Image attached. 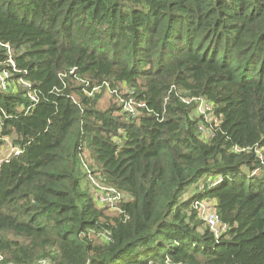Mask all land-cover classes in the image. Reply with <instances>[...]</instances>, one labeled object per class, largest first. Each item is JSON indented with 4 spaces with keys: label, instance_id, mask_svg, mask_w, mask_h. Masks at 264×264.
Masks as SVG:
<instances>
[{
    "label": "trees",
    "instance_id": "1",
    "mask_svg": "<svg viewBox=\"0 0 264 264\" xmlns=\"http://www.w3.org/2000/svg\"><path fill=\"white\" fill-rule=\"evenodd\" d=\"M1 69L0 264H264V0H0Z\"/></svg>",
    "mask_w": 264,
    "mask_h": 264
},
{
    "label": "built area",
    "instance_id": "2",
    "mask_svg": "<svg viewBox=\"0 0 264 264\" xmlns=\"http://www.w3.org/2000/svg\"><path fill=\"white\" fill-rule=\"evenodd\" d=\"M7 48L8 53H10V48L8 45H5ZM9 61L11 63V67L14 71L17 69L15 68V65L13 61L9 58ZM18 83L24 87L25 89H30L31 84L29 82H26L22 80L21 78L18 79ZM15 83L11 80V73L7 69H1L0 70V89L5 90L7 87L14 86ZM97 90V89H96ZM31 99H35L34 95L29 93ZM189 101V100H185ZM125 109L133 112V107L131 102H127L124 105ZM196 114L202 116V118L209 122L212 120V105L204 100L203 98H199L197 100V107H196ZM199 131L201 132V135L204 138H209L211 133V130L204 127V125L199 126ZM235 150H238L237 147L234 148ZM95 193L98 192V198L97 201L100 205L106 206L109 208H116L121 200L123 199L124 194L111 186H104L100 184H95ZM195 207L198 209V212L202 216L203 220L205 221L206 226L214 233L215 237H218L222 232L226 231L227 226L220 222L217 214L214 210L206 209L205 204L200 200L195 202ZM2 260V256L0 255V262ZM44 263H47V261H43Z\"/></svg>",
    "mask_w": 264,
    "mask_h": 264
},
{
    "label": "rangeland",
    "instance_id": "3",
    "mask_svg": "<svg viewBox=\"0 0 264 264\" xmlns=\"http://www.w3.org/2000/svg\"><path fill=\"white\" fill-rule=\"evenodd\" d=\"M98 93L100 92V94H101V98H100V101H99V106L101 107V108H105V107H107V106H109L110 105V103H111V101L112 100H118V102H120L121 101V99H120V93L118 92V94H115V93H112V92H110L107 88H102V89H100V90H96ZM101 185V184H100ZM91 193H92V195H93V197H94V200H95V202L97 203V204H99L98 203V201H97V198H98V192H93L92 191V188H91ZM125 196H123V198H124ZM204 204H205V208L206 209H210V210H212L211 208H210V206H211V203L209 202V201H206V200H201ZM99 207H102L100 204L98 205ZM105 212H106V214L107 215H110V216H115L117 213V208H107V209H105ZM102 237V236H101ZM44 261V260H43ZM43 261H41L39 264H48V263H44Z\"/></svg>",
    "mask_w": 264,
    "mask_h": 264
}]
</instances>
